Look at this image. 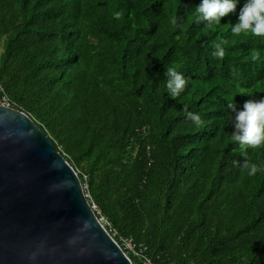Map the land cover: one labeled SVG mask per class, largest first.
<instances>
[{
	"label": "trees",
	"instance_id": "1",
	"mask_svg": "<svg viewBox=\"0 0 264 264\" xmlns=\"http://www.w3.org/2000/svg\"><path fill=\"white\" fill-rule=\"evenodd\" d=\"M201 2L0 0V81L157 264H264V146L243 149L255 176L234 164L228 107L264 99V37L231 31L246 0L211 24ZM166 66L188 81L176 99Z\"/></svg>",
	"mask_w": 264,
	"mask_h": 264
},
{
	"label": "water",
	"instance_id": "2",
	"mask_svg": "<svg viewBox=\"0 0 264 264\" xmlns=\"http://www.w3.org/2000/svg\"><path fill=\"white\" fill-rule=\"evenodd\" d=\"M0 264H133L47 133L1 106Z\"/></svg>",
	"mask_w": 264,
	"mask_h": 264
},
{
	"label": "clouds",
	"instance_id": "3",
	"mask_svg": "<svg viewBox=\"0 0 264 264\" xmlns=\"http://www.w3.org/2000/svg\"><path fill=\"white\" fill-rule=\"evenodd\" d=\"M239 2L240 0H202L196 6L195 11L202 21H206L209 24L218 23L222 18L235 13ZM119 16L120 13H116L117 19H119ZM231 31L233 35L237 36L242 33H251L254 36L264 37V0H246L243 7L239 10L238 21L232 24ZM212 55L223 59L225 49L217 44ZM251 55L254 61L259 58V53L256 50H253ZM165 76L164 87L167 90V94L172 99L178 98L185 90L188 83L187 79L174 66H166ZM241 95L245 94L241 93ZM228 107L234 113L232 141L241 146V154L244 156L242 165L238 161H235L234 164L247 169L249 176H255L260 169L257 164L248 160L247 154L243 149L246 147L256 149L264 146V99H247L244 101L242 109L237 107V103H229ZM184 111L187 119L196 126L202 124L199 114L189 112L187 106L184 107Z\"/></svg>",
	"mask_w": 264,
	"mask_h": 264
},
{
	"label": "built area",
	"instance_id": "4",
	"mask_svg": "<svg viewBox=\"0 0 264 264\" xmlns=\"http://www.w3.org/2000/svg\"><path fill=\"white\" fill-rule=\"evenodd\" d=\"M0 106L5 108H14L15 103L13 100L7 95L2 83L0 82ZM86 181V180H85ZM84 193L86 197L89 200L90 206L94 213L97 216H101V211L96 205V203L93 201V199L90 196L89 190L90 186L88 182H85L83 186ZM99 210V212H98ZM102 218V224L104 227H106V230L108 233L112 236V238L117 242V244L120 246L122 251L126 254V256L131 260L133 264H157L154 259L151 257L149 249L140 244H136L132 239L127 238H121L119 234L113 229L111 224L108 222L107 219Z\"/></svg>",
	"mask_w": 264,
	"mask_h": 264
},
{
	"label": "rangeland",
	"instance_id": "5",
	"mask_svg": "<svg viewBox=\"0 0 264 264\" xmlns=\"http://www.w3.org/2000/svg\"><path fill=\"white\" fill-rule=\"evenodd\" d=\"M3 43V41H0V45ZM4 52V47L2 46V47H0V54L1 53H3ZM98 212H99V210H98ZM99 218V217H98ZM100 220V219H99ZM100 222L102 223V218H101V220H100ZM103 224V223H102ZM104 225V224H103ZM106 228V227H105ZM112 237V236H111Z\"/></svg>",
	"mask_w": 264,
	"mask_h": 264
},
{
	"label": "crops",
	"instance_id": "6",
	"mask_svg": "<svg viewBox=\"0 0 264 264\" xmlns=\"http://www.w3.org/2000/svg\"><path fill=\"white\" fill-rule=\"evenodd\" d=\"M1 82V81H0ZM4 87V86H3Z\"/></svg>",
	"mask_w": 264,
	"mask_h": 264
},
{
	"label": "bare ground",
	"instance_id": "7",
	"mask_svg": "<svg viewBox=\"0 0 264 264\" xmlns=\"http://www.w3.org/2000/svg\"><path fill=\"white\" fill-rule=\"evenodd\" d=\"M94 212V211H93Z\"/></svg>",
	"mask_w": 264,
	"mask_h": 264
}]
</instances>
